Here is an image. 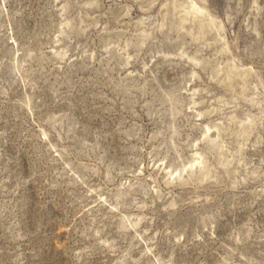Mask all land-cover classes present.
Here are the masks:
<instances>
[{
    "label": "rangeland",
    "instance_id": "rangeland-1",
    "mask_svg": "<svg viewBox=\"0 0 264 264\" xmlns=\"http://www.w3.org/2000/svg\"><path fill=\"white\" fill-rule=\"evenodd\" d=\"M0 264H264V0H0Z\"/></svg>",
    "mask_w": 264,
    "mask_h": 264
},
{
    "label": "bare ground",
    "instance_id": "bare-ground-1",
    "mask_svg": "<svg viewBox=\"0 0 264 264\" xmlns=\"http://www.w3.org/2000/svg\"><path fill=\"white\" fill-rule=\"evenodd\" d=\"M199 162L198 161H195L194 163H192L190 166H191V169L193 168V167H195L197 164H198ZM189 168H186L184 171H186V170H188ZM169 175H170V173H169ZM173 176V175H172Z\"/></svg>",
    "mask_w": 264,
    "mask_h": 264
}]
</instances>
